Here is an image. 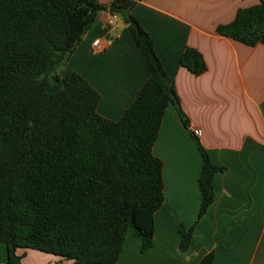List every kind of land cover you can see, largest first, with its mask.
I'll list each match as a JSON object with an SVG mask.
<instances>
[{
    "label": "trees",
    "instance_id": "obj_1",
    "mask_svg": "<svg viewBox=\"0 0 264 264\" xmlns=\"http://www.w3.org/2000/svg\"><path fill=\"white\" fill-rule=\"evenodd\" d=\"M143 0H0V243L6 264H22L20 249L73 264H118L132 230L145 253L154 245V215L165 201L164 163L153 153L172 105L188 127L171 78L149 33L132 15ZM239 9L218 35L249 47L264 45V0ZM127 24L149 79L119 121L102 117L99 92L80 74L57 73L102 12ZM180 65L207 70L186 48ZM56 86L54 93L50 86ZM203 160L201 219L215 200L213 178L224 167ZM194 228L179 226L182 252ZM213 256L202 264H210Z\"/></svg>",
    "mask_w": 264,
    "mask_h": 264
},
{
    "label": "crops",
    "instance_id": "obj_2",
    "mask_svg": "<svg viewBox=\"0 0 264 264\" xmlns=\"http://www.w3.org/2000/svg\"><path fill=\"white\" fill-rule=\"evenodd\" d=\"M258 2L143 0L132 10L153 40L189 125L167 107L153 148L165 179V201L154 215V245L142 253L129 230L118 264H202L210 255V264H264V45L249 47L216 33L239 9ZM97 40L105 46L101 51L93 46ZM186 48L202 54L205 73L195 76L180 65ZM64 71L80 74L99 92L97 111L111 121L122 118L150 76L127 24L108 11L84 35ZM198 142L213 164L225 168L213 178L215 200L201 219ZM180 225L194 228L187 252L179 248ZM17 254L22 264H73L30 249ZM7 259L0 243V264Z\"/></svg>",
    "mask_w": 264,
    "mask_h": 264
},
{
    "label": "built area",
    "instance_id": "obj_3",
    "mask_svg": "<svg viewBox=\"0 0 264 264\" xmlns=\"http://www.w3.org/2000/svg\"><path fill=\"white\" fill-rule=\"evenodd\" d=\"M111 16H112V18L117 19V17H118L119 15H118V14H111ZM109 44H110V40L107 41L106 46L109 45ZM93 46H94V48H95L96 51H101V50H103V49L105 48V46H103V45L100 43L99 40L95 41V42L93 43ZM193 135L196 136V137H201L202 132H201V130H199V129H194V130H193Z\"/></svg>",
    "mask_w": 264,
    "mask_h": 264
},
{
    "label": "water",
    "instance_id": "obj_4",
    "mask_svg": "<svg viewBox=\"0 0 264 264\" xmlns=\"http://www.w3.org/2000/svg\"><path fill=\"white\" fill-rule=\"evenodd\" d=\"M65 68H66V65H65V64L60 65V66L58 67V69H57V73H58L59 75H61V74L63 73V71L65 70Z\"/></svg>",
    "mask_w": 264,
    "mask_h": 264
},
{
    "label": "rangeland",
    "instance_id": "obj_5",
    "mask_svg": "<svg viewBox=\"0 0 264 264\" xmlns=\"http://www.w3.org/2000/svg\"><path fill=\"white\" fill-rule=\"evenodd\" d=\"M50 93H54L57 90L56 86H50V88L48 89Z\"/></svg>",
    "mask_w": 264,
    "mask_h": 264
}]
</instances>
